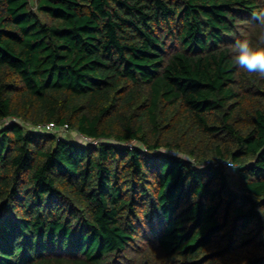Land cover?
Returning a JSON list of instances; mask_svg holds the SVG:
<instances>
[{
	"label": "trees",
	"instance_id": "trees-1",
	"mask_svg": "<svg viewBox=\"0 0 264 264\" xmlns=\"http://www.w3.org/2000/svg\"><path fill=\"white\" fill-rule=\"evenodd\" d=\"M262 10L0 0V264H264Z\"/></svg>",
	"mask_w": 264,
	"mask_h": 264
},
{
	"label": "clouds",
	"instance_id": "clouds-1",
	"mask_svg": "<svg viewBox=\"0 0 264 264\" xmlns=\"http://www.w3.org/2000/svg\"><path fill=\"white\" fill-rule=\"evenodd\" d=\"M257 25L264 28V10L252 13ZM233 49L235 64L249 74H256L264 78V34H261L256 43L244 38L236 40ZM231 167H236L230 164Z\"/></svg>",
	"mask_w": 264,
	"mask_h": 264
},
{
	"label": "built area",
	"instance_id": "built-area-1",
	"mask_svg": "<svg viewBox=\"0 0 264 264\" xmlns=\"http://www.w3.org/2000/svg\"><path fill=\"white\" fill-rule=\"evenodd\" d=\"M40 129H42V130H46V131H57L59 134L61 133H64V131H65V129H66V126H63V127H61V128H59L58 130L55 128V126L53 125V123H46V124H42L41 126H40ZM79 137H80V139H81V141H87V142H91V143H96V140H90L89 138H86L85 136H81V135H79ZM216 164H220V165H222V167H224V168H230L231 166H230V164H232V163H230L229 161H223V162H217Z\"/></svg>",
	"mask_w": 264,
	"mask_h": 264
},
{
	"label": "rangeland",
	"instance_id": "rangeland-1",
	"mask_svg": "<svg viewBox=\"0 0 264 264\" xmlns=\"http://www.w3.org/2000/svg\"><path fill=\"white\" fill-rule=\"evenodd\" d=\"M59 135L61 136H64V137H75L76 140H78L79 142H81V139L79 136H76L74 135L73 133H70V134H66L64 133L63 135L60 133ZM230 169V168H229ZM227 169V175H228V180H229V183L232 187H235V184H236V173L234 172V170H229Z\"/></svg>",
	"mask_w": 264,
	"mask_h": 264
}]
</instances>
